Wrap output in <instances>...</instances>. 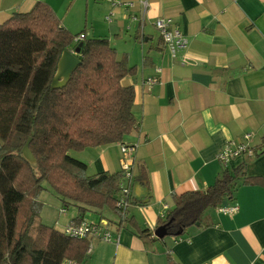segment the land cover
<instances>
[{
	"label": "crops",
	"instance_id": "0c3cea01",
	"mask_svg": "<svg viewBox=\"0 0 264 264\" xmlns=\"http://www.w3.org/2000/svg\"><path fill=\"white\" fill-rule=\"evenodd\" d=\"M38 1L0 0V24ZM43 1L70 31L108 38L119 57L137 68L122 83L135 89L138 128L122 142L138 144L128 217L141 229L155 230L174 208L175 195L205 190L226 167L244 164L248 175L264 177V0H148L145 13L140 0H132L136 6L129 9L106 2L111 21L102 15L101 21L92 19L87 0L83 22L81 14L62 11V3ZM158 17L173 19L187 39L177 59L154 25ZM158 66L162 81L149 88L143 81L157 75ZM247 132L254 134L255 154L223 166L218 154L224 144ZM122 142L70 154L87 164L88 175L115 173L121 171ZM233 203L239 205L237 213L210 209L200 225L179 237L144 239L130 226L119 227L116 210L81 209L63 201L60 212H66L48 225L61 231L84 218L104 224L118 238L117 243L92 239L85 264H169V257L174 264H264V185L240 181L234 199L223 204Z\"/></svg>",
	"mask_w": 264,
	"mask_h": 264
},
{
	"label": "trees",
	"instance_id": "16d2710c",
	"mask_svg": "<svg viewBox=\"0 0 264 264\" xmlns=\"http://www.w3.org/2000/svg\"><path fill=\"white\" fill-rule=\"evenodd\" d=\"M80 35V64L66 85L52 87L63 51L72 50ZM136 72L108 38L86 37L85 29L73 33L46 1L0 24V264H85L92 238L45 224L40 195L48 184L64 203L118 212L121 171L88 175L87 164L70 151L122 142L138 128L135 89L122 83ZM240 181L264 185V177L248 175L244 164L226 167L205 190L175 195L174 208L157 228L166 225L168 235H183L209 209L234 199ZM128 215L120 216V228L157 238Z\"/></svg>",
	"mask_w": 264,
	"mask_h": 264
},
{
	"label": "built area",
	"instance_id": "2783aa9c",
	"mask_svg": "<svg viewBox=\"0 0 264 264\" xmlns=\"http://www.w3.org/2000/svg\"><path fill=\"white\" fill-rule=\"evenodd\" d=\"M114 7H127L134 8L136 3L132 0H106ZM142 6V11L145 13L149 7L148 0H140ZM113 12L106 16V20L111 21ZM143 19H141V24L143 25ZM154 25L157 28L161 38L164 40L166 48L169 51L170 57L172 59H177L181 49L186 45L187 39L181 29L174 24L173 19L158 17L154 21ZM83 38L80 36L76 39L79 41ZM157 75L148 76L144 79L143 84L151 88L154 85L162 81L160 73L162 72V67L158 66L156 68ZM254 134L252 132H247L242 135L239 139L228 140L223 148L218 154V160L223 166H227L233 159L242 155H254L255 150L252 145V139ZM138 144L122 142L120 144L121 150V183H120V195L116 202V208L120 213L122 218L126 217L129 213L130 205L133 201L132 198V185L134 182L135 174V154L137 151ZM216 210L220 214L230 215L237 213L239 211L238 203L235 204H221ZM61 212H66L65 208L61 209ZM104 224L90 222L84 218L78 219L76 221H69L64 227L63 231L66 235L74 238H87L92 239L97 238L104 241H115L118 242V238L114 239L110 230L104 228ZM155 236V234H154ZM92 245L87 250L90 253ZM61 264H78L75 260L66 259Z\"/></svg>",
	"mask_w": 264,
	"mask_h": 264
},
{
	"label": "rangeland",
	"instance_id": "374dc122",
	"mask_svg": "<svg viewBox=\"0 0 264 264\" xmlns=\"http://www.w3.org/2000/svg\"><path fill=\"white\" fill-rule=\"evenodd\" d=\"M54 1H56L58 7L60 6V3L63 4L60 8L62 11H65L67 8H69L71 14L75 16L81 14L82 17L81 16L80 17L82 22L85 20V17H87V0H54ZM106 2L107 1L105 0H89V3L92 4V6L89 7V12L92 15L90 17L92 19H94L95 21L97 20L101 21L100 18L102 15L103 20H105V17L109 14L108 12L106 13V11L104 10ZM62 11L61 13H63ZM87 35L89 34L87 33ZM82 45H83V39H81L79 42H75L72 46V50L75 53H79L82 50ZM125 138L127 140L129 138L128 135H126ZM40 200L43 202V208L41 211L42 221L47 225L48 223H50L49 221H54V222L57 221V219L62 215V213L60 212L61 203H62L61 197L48 184H46V189L40 195Z\"/></svg>",
	"mask_w": 264,
	"mask_h": 264
},
{
	"label": "water",
	"instance_id": "95a60500",
	"mask_svg": "<svg viewBox=\"0 0 264 264\" xmlns=\"http://www.w3.org/2000/svg\"><path fill=\"white\" fill-rule=\"evenodd\" d=\"M80 57L75 54L71 49L64 50L59 62L57 71L52 80V87L58 88L66 85L71 77L73 70L80 64ZM26 153L29 155L30 151L26 149ZM133 197V196H132ZM182 234V231L177 232V235ZM168 235L166 225H162L155 229V236L162 239Z\"/></svg>",
	"mask_w": 264,
	"mask_h": 264
},
{
	"label": "clouds",
	"instance_id": "9594fccd",
	"mask_svg": "<svg viewBox=\"0 0 264 264\" xmlns=\"http://www.w3.org/2000/svg\"><path fill=\"white\" fill-rule=\"evenodd\" d=\"M155 234V233H154Z\"/></svg>",
	"mask_w": 264,
	"mask_h": 264
}]
</instances>
